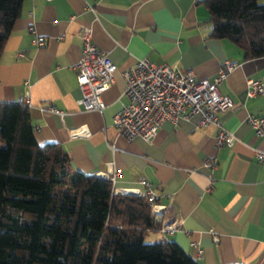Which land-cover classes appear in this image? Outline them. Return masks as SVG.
I'll list each match as a JSON object with an SVG mask.
<instances>
[{"label": "crops", "instance_id": "obj_1", "mask_svg": "<svg viewBox=\"0 0 264 264\" xmlns=\"http://www.w3.org/2000/svg\"><path fill=\"white\" fill-rule=\"evenodd\" d=\"M201 1L24 0L0 56V102H17L28 91L37 143L59 145L74 169L95 176L118 170L114 188L121 191H143L141 179L150 183L175 225L171 233L150 232L153 242L173 241L198 264H264V165L252 154L264 150V136L253 135L245 121L264 115V96L244 95L246 82L264 79V58L244 60L230 41L210 38ZM85 26L116 66L100 112L76 103L73 66ZM137 58L191 69L198 79H211L222 62L235 63L218 86L234 104L218 114L233 146L214 149L216 130L199 128L196 116L163 123L149 141L119 136L113 117L126 103L120 72ZM48 105L63 117L41 110ZM81 126L86 135H70ZM205 160L213 161L211 169L202 166Z\"/></svg>", "mask_w": 264, "mask_h": 264}, {"label": "trees", "instance_id": "obj_2", "mask_svg": "<svg viewBox=\"0 0 264 264\" xmlns=\"http://www.w3.org/2000/svg\"><path fill=\"white\" fill-rule=\"evenodd\" d=\"M24 0H0V56ZM210 38L264 58L262 0H202ZM147 197L114 193L74 169L59 145L36 141L29 109L0 102V264H198L158 231Z\"/></svg>", "mask_w": 264, "mask_h": 264}, {"label": "built area", "instance_id": "obj_3", "mask_svg": "<svg viewBox=\"0 0 264 264\" xmlns=\"http://www.w3.org/2000/svg\"><path fill=\"white\" fill-rule=\"evenodd\" d=\"M81 40V53L79 60L73 66L80 97L76 100L78 106L84 111L100 112L105 107L102 94L114 82L116 66L109 56L100 51L91 40V28L82 27L79 32ZM35 44L42 46L45 40L35 37ZM237 65L228 61L222 62L219 69L211 79H198L191 69L175 66L156 65L146 58H137L134 64L120 72L124 82L123 97L126 103L113 117V125L117 134L126 141L131 142L136 138L151 140L165 122L176 124L178 120H187L196 116V125L212 126L216 130L213 139L214 149L234 144V136L227 132L220 123L218 114L226 112L234 104L229 96L218 91V86L226 74L235 69ZM245 97L252 99L264 96V79L246 82ZM20 104L29 106V93L18 99ZM41 110L49 114L63 117L64 112L53 105L42 107ZM246 123L256 137L264 136V115H247ZM87 130L79 127L70 131L71 136L86 135ZM257 164L264 165V150H252ZM213 161L205 160L203 167L211 169ZM119 171L113 170L111 174L103 173L99 176L109 179L114 193H129L133 195L144 194L150 206L151 214L159 221L160 233H171L175 230L174 223H169L170 218L164 213L165 207L156 203V195L150 183L139 180L143 191L139 189L118 190L114 188L115 178ZM209 233L211 230H207ZM197 257L201 256V249L196 248Z\"/></svg>", "mask_w": 264, "mask_h": 264}, {"label": "rangeland", "instance_id": "obj_4", "mask_svg": "<svg viewBox=\"0 0 264 264\" xmlns=\"http://www.w3.org/2000/svg\"><path fill=\"white\" fill-rule=\"evenodd\" d=\"M263 3H264V0H262L260 5H262ZM151 234H153V233H149V234L146 235V237L144 239L145 243H152L153 242L152 239H151Z\"/></svg>", "mask_w": 264, "mask_h": 264}]
</instances>
